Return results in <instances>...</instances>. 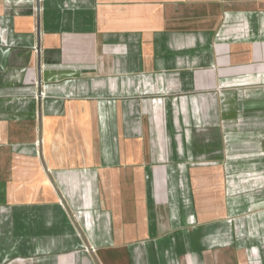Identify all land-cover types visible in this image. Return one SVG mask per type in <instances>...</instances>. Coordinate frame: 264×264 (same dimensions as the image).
I'll use <instances>...</instances> for the list:
<instances>
[{
    "label": "crops",
    "instance_id": "1",
    "mask_svg": "<svg viewBox=\"0 0 264 264\" xmlns=\"http://www.w3.org/2000/svg\"><path fill=\"white\" fill-rule=\"evenodd\" d=\"M0 264H264V0H0Z\"/></svg>",
    "mask_w": 264,
    "mask_h": 264
}]
</instances>
